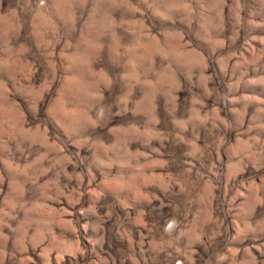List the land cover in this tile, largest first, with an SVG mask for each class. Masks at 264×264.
Masks as SVG:
<instances>
[{"label":"rangeland","instance_id":"rangeland-1","mask_svg":"<svg viewBox=\"0 0 264 264\" xmlns=\"http://www.w3.org/2000/svg\"><path fill=\"white\" fill-rule=\"evenodd\" d=\"M0 264H264V0H0Z\"/></svg>","mask_w":264,"mask_h":264}]
</instances>
